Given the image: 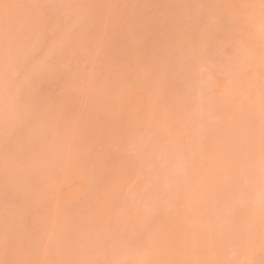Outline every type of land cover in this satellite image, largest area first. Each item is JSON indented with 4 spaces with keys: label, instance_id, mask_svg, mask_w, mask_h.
I'll use <instances>...</instances> for the list:
<instances>
[{
    "label": "rangeland",
    "instance_id": "1",
    "mask_svg": "<svg viewBox=\"0 0 264 264\" xmlns=\"http://www.w3.org/2000/svg\"><path fill=\"white\" fill-rule=\"evenodd\" d=\"M0 264H264V0H0Z\"/></svg>",
    "mask_w": 264,
    "mask_h": 264
}]
</instances>
